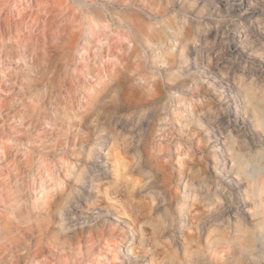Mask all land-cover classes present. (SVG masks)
<instances>
[{
	"label": "clouds",
	"instance_id": "9594fccd",
	"mask_svg": "<svg viewBox=\"0 0 264 264\" xmlns=\"http://www.w3.org/2000/svg\"><path fill=\"white\" fill-rule=\"evenodd\" d=\"M0 264H264V0H0Z\"/></svg>",
	"mask_w": 264,
	"mask_h": 264
}]
</instances>
